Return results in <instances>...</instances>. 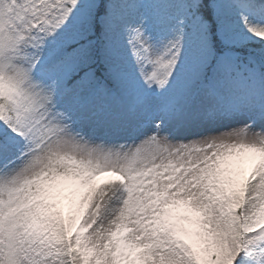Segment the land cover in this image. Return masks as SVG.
<instances>
[{"label": "snow or ice", "instance_id": "6c2138e0", "mask_svg": "<svg viewBox=\"0 0 264 264\" xmlns=\"http://www.w3.org/2000/svg\"><path fill=\"white\" fill-rule=\"evenodd\" d=\"M0 264H264V0H0Z\"/></svg>", "mask_w": 264, "mask_h": 264}, {"label": "rangeland", "instance_id": "374dc122", "mask_svg": "<svg viewBox=\"0 0 264 264\" xmlns=\"http://www.w3.org/2000/svg\"><path fill=\"white\" fill-rule=\"evenodd\" d=\"M103 179H107V177L103 178Z\"/></svg>", "mask_w": 264, "mask_h": 264}]
</instances>
